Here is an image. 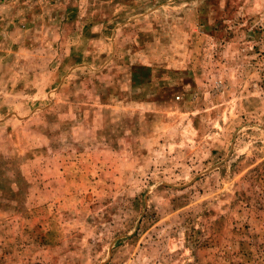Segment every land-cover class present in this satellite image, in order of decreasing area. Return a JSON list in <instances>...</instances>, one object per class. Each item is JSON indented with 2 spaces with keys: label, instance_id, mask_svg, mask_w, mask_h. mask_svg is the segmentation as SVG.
Returning a JSON list of instances; mask_svg holds the SVG:
<instances>
[{
  "label": "rangeland",
  "instance_id": "rangeland-1",
  "mask_svg": "<svg viewBox=\"0 0 264 264\" xmlns=\"http://www.w3.org/2000/svg\"><path fill=\"white\" fill-rule=\"evenodd\" d=\"M0 264H264V0H0Z\"/></svg>",
  "mask_w": 264,
  "mask_h": 264
}]
</instances>
